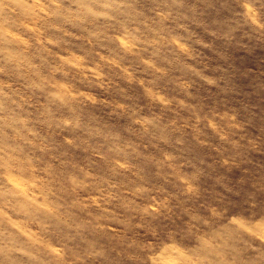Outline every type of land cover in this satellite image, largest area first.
<instances>
[{
	"label": "rangeland",
	"instance_id": "374dc122",
	"mask_svg": "<svg viewBox=\"0 0 264 264\" xmlns=\"http://www.w3.org/2000/svg\"><path fill=\"white\" fill-rule=\"evenodd\" d=\"M0 264H264V0H0Z\"/></svg>",
	"mask_w": 264,
	"mask_h": 264
}]
</instances>
